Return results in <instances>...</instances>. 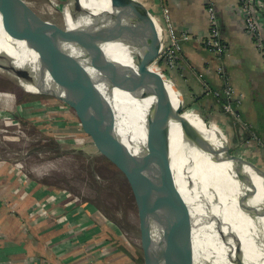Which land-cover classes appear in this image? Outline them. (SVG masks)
Instances as JSON below:
<instances>
[{"label":"rangeland","instance_id":"1","mask_svg":"<svg viewBox=\"0 0 264 264\" xmlns=\"http://www.w3.org/2000/svg\"><path fill=\"white\" fill-rule=\"evenodd\" d=\"M26 1L41 19L63 25L58 6L67 0ZM159 9L156 17L165 32L164 44L170 25L176 28L165 0ZM164 45L152 66L174 83L170 68L182 64V51L167 64ZM204 90L243 131L248 129L239 116L225 111L221 96ZM193 106L188 102L184 110L199 114ZM78 109L72 101L28 92L0 74V264H135V259L140 264H162L149 253L155 247L152 235L122 168L99 152L95 144L99 139L87 130L94 120ZM219 131L231 152L246 158L243 140L237 144ZM248 139L264 148V142L252 135ZM35 186L42 191L35 204L22 215L17 213L19 203L33 195L25 188ZM39 214L45 217L48 232H39V223L32 222ZM54 235L59 236L58 243L45 246V239ZM111 238L128 254L112 250Z\"/></svg>","mask_w":264,"mask_h":264},{"label":"water","instance_id":"2","mask_svg":"<svg viewBox=\"0 0 264 264\" xmlns=\"http://www.w3.org/2000/svg\"><path fill=\"white\" fill-rule=\"evenodd\" d=\"M23 2V0H0V6L6 9L4 10L6 14L3 16L8 22L10 31L16 36L30 33L39 47L38 55L41 62L52 66L60 63L56 67L57 75H55V79L59 81L60 89L62 87L71 89L64 94L60 93L59 89L51 92L41 91L37 94L72 101L81 111L93 118L94 124L91 129L87 128V130L91 134L95 133L99 139L95 143L99 152L119 163L129 186L142 207L155 245L149 253L162 264H195V261L205 264L202 253L198 255L194 251V241L190 235L192 219L187 207L179 200L178 190L174 188L170 168L167 167V164L170 163L168 116L180 124L182 133L188 141L190 140L193 145L203 151L215 153L216 160L223 158L225 161L233 162L232 164L237 170L249 165L255 175L263 180L264 170L240 154L231 152L225 139L224 146L216 149L196 129L191 127L183 118V114L186 112L184 110L185 98L180 89L170 81L182 97V105L174 109L163 81L150 72L163 44L162 27L156 15L140 0H110L115 19L109 20L106 17L104 21L108 25H100L96 22L91 28L98 46L114 39L128 45L134 68L110 62L104 55H96L90 40H85L82 37L77 39L69 32L64 33L56 25L44 24L40 27L38 22L42 23L44 20ZM73 2L79 12H85L80 5V0H73ZM157 29L161 35L159 47L154 41ZM49 37H53L55 43ZM72 44H74L73 46L78 45L84 53L80 62H78V57L63 52L64 48ZM28 45L30 46L31 42ZM50 46L54 48L52 49ZM96 51L98 50L96 49ZM86 67H88L89 73L86 71ZM92 71L93 73H90ZM52 75L54 76V74ZM99 85L110 90L123 85L126 92L135 99H146L150 93L156 99L145 115L144 131L147 139L145 147L131 150L126 148L119 137L115 135L114 113L106 99L98 91ZM194 114L198 115L206 125H213L200 114ZM242 179L251 186L250 178L247 179L243 176ZM159 192L166 193V196L160 199ZM258 216H264V210L259 212ZM196 240L199 242L208 239L196 238ZM205 252L203 251V253ZM230 263L246 264L240 248L237 247Z\"/></svg>","mask_w":264,"mask_h":264},{"label":"bare ground","instance_id":"3","mask_svg":"<svg viewBox=\"0 0 264 264\" xmlns=\"http://www.w3.org/2000/svg\"><path fill=\"white\" fill-rule=\"evenodd\" d=\"M23 1L29 9H32L31 4L26 0ZM80 5L85 12H79L73 0H67L65 5L58 6L63 17V25L45 20L42 23L38 22V25L41 27L44 24H53L77 39L80 37L88 39L96 55H104L110 62L134 68L128 45L114 39L98 46L92 32L94 23L108 25L104 18L115 19L110 0H80ZM4 10L6 9L0 6V74L31 93L59 89V92L64 94L70 91V87L60 89L59 81L55 79L56 67L60 63L52 66L41 62L36 41L32 39L30 33L19 36L12 34L3 16L6 14ZM160 38V31L157 29L154 37L156 46L159 42L161 44ZM49 39L55 43L53 37ZM73 45L64 48L63 52L78 57L80 62L84 53L78 45ZM86 68L89 73L88 67ZM150 72L163 81L174 109L179 108L182 105V97L176 87L153 66ZM123 85L112 90L101 85L97 88L113 110L115 135L126 148L131 150L143 148L147 142L144 131L145 115L156 99L151 93L146 99H135L126 92ZM183 118L214 148L224 146V139L221 138L218 130L206 125L198 115L186 110ZM167 124L170 155V163L167 167L170 168L179 200L187 207L192 219L190 235L193 237L195 253L198 255L202 253L205 264H231L230 259L238 247L244 255L246 264H264V216H258L259 212L264 210V180L255 175L249 165L237 170L233 162L222 158V154L220 155L222 159L216 160L215 153L203 151L193 145L184 137L180 124L169 116ZM243 176L250 178L251 186L242 179ZM165 196L166 193L159 192L160 199ZM196 238L208 240L198 242ZM195 264L204 263L195 261Z\"/></svg>","mask_w":264,"mask_h":264},{"label":"crops","instance_id":"4","mask_svg":"<svg viewBox=\"0 0 264 264\" xmlns=\"http://www.w3.org/2000/svg\"><path fill=\"white\" fill-rule=\"evenodd\" d=\"M140 1L159 17V4L162 0ZM165 1L176 32H186L190 35V39L182 45V64L170 68L174 84L180 89L185 102L193 103L197 112L215 124L214 126L226 134L230 141L238 144V141L241 143L243 140L241 148L245 151L246 158L264 170V148L257 143L252 144L248 139V135H252L255 141L264 142V59L257 49L254 38L246 32L244 12L241 8L244 0ZM207 2H211L215 7L220 35L227 47V56L222 59H217L201 43L209 35ZM250 7L257 12L258 22L264 31V0H252ZM219 69L229 78L231 86L241 97V104L236 108V112L241 122L246 123L248 127L245 131L235 120L227 116L216 99L207 95L204 90V85L215 90L224 84L217 73ZM25 189L33 195H36L37 191L42 192L38 186ZM27 191L21 189L23 194ZM23 201H19L16 210L21 215L29 208ZM35 218L32 222L36 220L39 223L38 226L41 228L39 232H48L44 219ZM49 228L53 231L52 225ZM55 236L51 239L50 236L46 238L44 245L50 247L54 240L59 238L58 235Z\"/></svg>","mask_w":264,"mask_h":264},{"label":"built area","instance_id":"5","mask_svg":"<svg viewBox=\"0 0 264 264\" xmlns=\"http://www.w3.org/2000/svg\"><path fill=\"white\" fill-rule=\"evenodd\" d=\"M251 1L252 0H244L241 7L242 11L244 12L245 28L246 32L254 38L257 49L264 59V31L262 30V28L260 27V23L258 22V16L256 15L257 12H255V10L250 7ZM206 11L210 25V33L205 39L201 41V43L205 45V47L209 51H211L218 59H222L223 57L227 56V47L224 42L221 41L219 23L215 12V7L211 2H208ZM164 34L165 32L163 31L162 40ZM189 39L190 35L188 33H176V31L170 25L165 41L166 45H164L165 43L163 44L165 48V63H173L176 53H180L182 51V43L188 41ZM217 73L220 75V78L223 79L224 86L221 88V90L211 89V93L216 97L221 96L225 111L238 117L236 108H238L241 104V97L231 86L230 82H228V77L223 73V71L219 69ZM204 86L205 88H208L207 85Z\"/></svg>","mask_w":264,"mask_h":264},{"label":"trees","instance_id":"6","mask_svg":"<svg viewBox=\"0 0 264 264\" xmlns=\"http://www.w3.org/2000/svg\"><path fill=\"white\" fill-rule=\"evenodd\" d=\"M207 4H208V2L206 3V7H207ZM206 13H207V11H206ZM208 18V17H207ZM208 23H209V21H208ZM220 28V27H219ZM220 30V29H219ZM176 31V30H175ZM176 33H178V32H176ZM209 33H210V25H209ZM221 34V33H220ZM220 38H221V35H220ZM205 39V38H204ZM221 41L222 42H224V40H222V38H221ZM203 45V44H202ZM203 47L205 48V49H207L206 47H205V45H203ZM208 50V49H207ZM209 51V50H208ZM21 192V191H20ZM41 194V192H39V191H37L36 192V195H40ZM36 195H32V196H29L27 199H25V201H23V202H25L26 204L25 205H27V206H29V208H28V210L35 204V200L37 199V197H36ZM34 197V198H33ZM42 218V219H45L44 217H43V215L42 214H40L39 216H37L36 218L38 219V218ZM35 218V219H36ZM35 222H36V220H35ZM58 241H59V239L57 240H54V242H53V244H57L58 243ZM111 241H112V243H111V246H110V248L112 249V250H114V251H118V252H120L121 254H124V255H127L128 254V252H127V250H126V248L125 247H122V246H120V245H117L116 243H115V241H113V238H111ZM103 250H105V248L103 249ZM134 260V259H133ZM134 263L135 264H140L141 263V261L138 259V260H136L135 259V261H134Z\"/></svg>","mask_w":264,"mask_h":264}]
</instances>
